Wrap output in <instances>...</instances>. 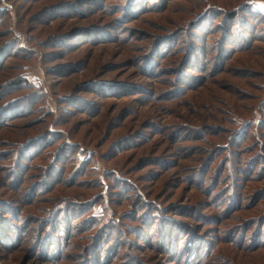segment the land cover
<instances>
[{"label":"rangeland","instance_id":"rangeland-1","mask_svg":"<svg viewBox=\"0 0 264 264\" xmlns=\"http://www.w3.org/2000/svg\"><path fill=\"white\" fill-rule=\"evenodd\" d=\"M68 1L5 0L0 10L9 16L0 29L9 26L22 51L5 61L13 67L0 71V82L17 74L23 80L0 105L26 97L19 117L0 113V204L18 203L4 231L0 213V264H264V0H249L254 41L232 51L220 42L217 11L191 22L204 9L245 0H108V13L97 11L102 0H91L46 23L28 22L33 9ZM90 24L99 26L92 34L67 36L90 43L62 57L67 39L44 43ZM116 29L138 35L119 41ZM193 49L203 52L202 63L191 62ZM77 58L85 66L76 73L56 68ZM80 81L88 83L72 92ZM46 129L43 140L19 151ZM69 140L76 154L59 170L68 175L77 165L79 175L48 192L42 169L60 143L69 151ZM98 194L90 208L103 223L79 232L78 217L66 247L58 239L41 243L49 235L41 220L58 201ZM162 222L196 239L195 248L176 255L160 245Z\"/></svg>","mask_w":264,"mask_h":264},{"label":"trees","instance_id":"trees-1","mask_svg":"<svg viewBox=\"0 0 264 264\" xmlns=\"http://www.w3.org/2000/svg\"><path fill=\"white\" fill-rule=\"evenodd\" d=\"M18 1H22L23 2L22 4L24 3L31 4L38 0H18ZM90 2L91 0H74V1L70 0L64 3L66 4L64 8L60 7L62 2H57V3L50 2L42 6L38 10L33 9L31 13L29 14L28 22L29 23H32V22L46 23L49 19L51 20L57 15H60L61 17L66 16L68 10L70 9L74 10V7L72 5L81 3L82 6H85L86 3L90 4ZM93 2L95 3L94 0ZM123 2H128V0H123ZM109 4H113V3H109L108 0H102V5L97 7L98 9L97 11L108 13V11L110 10H107L105 8H108ZM250 4H251V1L245 0L237 4L236 6H233L232 8H225V7L219 8V7L212 6L208 9L202 10L199 14H196L191 24H194V22H197L201 18L208 16V14L206 13L207 11H210V10L217 11L218 17H221V20L223 23L222 26L218 27L220 29V42H222L225 45L224 48L226 50L232 51L233 48H237L238 46L242 45L244 42H247L250 40L254 41L255 39L253 35L255 26L252 25L251 17L254 16L256 12H254L251 9ZM31 8H32L31 6L27 7L26 12H28ZM127 12H128L127 8H124L123 13L119 14V16L115 18L112 22L106 23L108 25V29L113 30V23L116 22L118 19L122 18ZM6 13H7L6 11H0V24L1 22H3V19L4 21H7V19L9 18V16ZM43 14H45V17L43 18L38 17ZM215 19L217 18H214V20ZM123 23L124 22H121L122 25H124ZM200 24L204 25L203 31H207V25H205L204 23H200ZM124 26H125L124 28L130 29L127 27V25H124ZM194 26L195 25H192L190 27L194 28ZM199 26L200 25H198L195 29L199 30L200 29ZM96 27H99V26H96V24H90V25L84 26L83 28L74 29L70 31L69 33L66 32V33L54 34L48 37L44 41V43L47 40H53V38L54 40L67 39L70 42V45L65 44L64 45L65 50H58L60 51L59 57H62V55L65 52L75 51L79 49L80 47H82L83 45L90 43L89 40L81 39L77 41L74 39L73 36H71L70 38L67 36L74 35V34L76 35L78 33H82L83 35H90L93 33V31H95ZM100 27L101 29H104V26L102 27L100 25ZM0 28H1V25H0ZM208 34H210V32H207L205 35H208ZM127 35H128L127 31H123V32L119 31V36L121 39L119 41L125 40L126 39L125 37ZM137 35L138 33L136 32L133 35H131V37L128 35L130 37L129 40L133 39ZM0 39H1L0 40V71H3L5 68L10 70V68H12L13 66L8 65V63L6 64L5 61L10 56L18 57L19 54H22V51L18 49L17 47L18 44L20 43V40H19L20 38H17L14 36L13 31L9 26L8 27L4 26V28L0 29ZM62 45L63 44L55 48L61 49ZM155 45H157V42L155 43L153 41V47H155ZM148 54L149 52L143 58L144 59L148 58ZM199 54H202L203 56V52L197 49H193L191 53L189 54V58L193 64H199L203 62L202 61L203 58L199 57ZM84 66H85V61L83 59H78V58L76 60H68L66 62H61V63L56 64V68H59L61 70H66V72H68L66 75L76 73L80 69L84 68ZM1 76L2 77L0 79L2 80L6 76V73L5 72L1 73ZM21 81H23L22 77L21 75H18V74L11 77L8 80H6L5 78V80L0 82V90H1L0 94H2L0 97L2 96L4 97L8 93L13 92L14 90L20 89V88L16 89V87L12 89L10 87L13 83L19 84V82ZM87 83L88 82L86 81L78 82L73 87L72 92H80L81 88L87 85ZM66 97H67L66 95H62L59 97V100L64 101ZM25 98H26L25 96L23 97L18 96L15 98H11L9 101H5L4 103L0 105V113H2V115L4 116H9V118L11 119L19 117V115H17L18 112L22 110H26V107H24V103H23V100ZM5 125L6 124L1 123L0 127H4ZM47 132H51V131H49V129L48 130L46 129L42 131L40 134H38L37 136L32 137L26 143L19 145V151L23 150V147H22L23 145H28L38 140H43L44 136L48 134ZM60 138L61 137H58L57 141L44 144V146L42 147L43 151L53 146L55 142H59ZM63 144H65V142L60 143L58 145L59 147L57 146L58 149H56L55 152L51 154V158L46 162L45 166L42 169L43 172L40 178L50 180V183L48 185L49 187L47 189L48 192L54 190L55 186L58 183L65 181L64 177H67L66 180H70L68 181V183H71L70 185L72 186V183L75 180L74 177L79 175L77 174V171L75 169L77 165L73 167V169L69 172L68 175H63V169L59 170L60 168L63 167V165H61L62 163L70 162V159L73 156H75L76 150H77L76 148L77 145L76 144L71 145V141L69 140L66 142V144L70 145L69 151L62 152L60 147L63 146ZM72 149H75V150H72ZM17 156H19V154ZM32 158H30V160ZM23 161H26V160L23 159ZM71 161H74V160H71ZM28 168L29 167H26V169ZM21 180H22V177H21ZM100 182L101 181H98V183ZM31 190H32V193L34 194L35 189L32 188ZM54 191L56 193H59L60 189H55ZM70 197L71 196L66 197L65 200L61 199V201H58V203L55 204L54 208H51L48 210V212L51 214L50 219L41 220L42 224L46 225L45 233H49V235H44V237L41 238V243H43L45 247H49L53 243L54 239L59 240L58 244L60 245L59 246L60 248L66 247L65 241L68 240V238L71 236L72 234L71 231L77 227L76 222L77 220H79L77 219L78 217L82 218V219L80 218V220H82L81 222L82 224L78 226L79 232H83V229L85 228L92 229L94 228L96 224L104 222L101 220L102 218L98 215L97 209L90 208V206H92L93 204H95L97 201L101 199V194H98L97 196H93L90 198H86L84 200L68 199ZM57 198H61V197H57ZM30 202L31 201L27 203H30ZM14 204L16 207L11 206V204L9 203L0 204V213L2 211L5 214V217H4L5 220H2L1 222H4V225H7L6 227H4L3 231L8 228L9 226L8 223L11 222V220L18 213V203L15 202ZM77 206L79 208H76ZM88 212H92V213H88ZM66 214H69L68 217L65 216ZM159 229L160 230L157 231V235L159 238L158 240H159L160 245H162L164 248H166L169 251L175 252L176 255L179 252L180 254L188 253L189 251L193 250L198 243L196 239L187 237L185 231H183L182 229L174 227V226L170 227L167 223H164V222L160 223ZM183 237L184 239L182 240ZM179 240L182 243H181V247L178 249ZM104 251L107 252V249L105 248ZM106 256L107 255H105L104 253L103 257H106ZM123 264H127V263L124 262Z\"/></svg>","mask_w":264,"mask_h":264},{"label":"built area","instance_id":"built-area-1","mask_svg":"<svg viewBox=\"0 0 264 264\" xmlns=\"http://www.w3.org/2000/svg\"><path fill=\"white\" fill-rule=\"evenodd\" d=\"M5 0H0V10L6 8Z\"/></svg>","mask_w":264,"mask_h":264}]
</instances>
